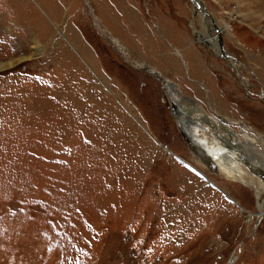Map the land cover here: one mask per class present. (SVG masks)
<instances>
[{"label":"rangeland","instance_id":"374dc122","mask_svg":"<svg viewBox=\"0 0 264 264\" xmlns=\"http://www.w3.org/2000/svg\"><path fill=\"white\" fill-rule=\"evenodd\" d=\"M202 2L251 92L190 0H0V264H264V0Z\"/></svg>","mask_w":264,"mask_h":264},{"label":"bare ground","instance_id":"6f19581e","mask_svg":"<svg viewBox=\"0 0 264 264\" xmlns=\"http://www.w3.org/2000/svg\"><path fill=\"white\" fill-rule=\"evenodd\" d=\"M202 7H203V2L201 3ZM197 15V16H196ZM195 16L197 18H200L202 20H205L203 19V16L201 14V12H197L194 16H193V19L192 21H194V18ZM191 21V22H192ZM204 23V22H203ZM207 22H205L206 24ZM210 26L211 28L213 29V31H215L218 35V44L219 45H222L223 44V41H222V34H221V31L217 28L216 26V22L215 20L213 19V22L211 21L210 23ZM205 29H208L206 28L205 26ZM218 31L220 33H218ZM215 42H213L214 45H217V40H215ZM202 44H204L202 41H201ZM37 44V43H36ZM206 45V44H204ZM208 46V45H206ZM209 47V46H208ZM37 49H39L37 46H36ZM225 48V47H224ZM217 53V52H216ZM218 54V53H217ZM219 55V54H218ZM220 56V55H219ZM221 57V56H220ZM222 59H224L222 57ZM225 60V59H224ZM228 64L229 62L227 60H225ZM242 66V65H241ZM240 67V66H239ZM238 67V70H240L241 68ZM241 72V70H240ZM248 79V78H247ZM168 82V81H166ZM168 87H171L170 85H167ZM250 83H249V79H248V88H247V93H249L250 89ZM251 92V91H250ZM260 95L261 92H258ZM249 95V94H248ZM250 96V95H249ZM181 106H183V103L180 104ZM181 106H179V111L182 112L183 114H178L179 112H177V116H181L180 119H182L181 121L183 122V119L184 120V125H186L185 129H186V133L188 134V137L191 136V139H192V143L195 147V149H198V151L200 152V154H202L201 156H204V159L205 160H208V163H212L214 164V166L218 167L219 170L221 172H224L227 176L231 177L232 179L238 181V182H242V183H245V184H248V179H245V175H246V171L244 170V167H242V165L239 163V161L236 160V157H238V152L239 151L240 153L242 152V149L240 148V146L238 144L237 147H233L234 145L231 143L232 141H230L229 143L231 144H227L229 141V139H227V137L225 138H222L219 134L217 133H213L211 136H213L212 138H210L207 134V132L209 130H207L202 124H200L199 122L197 123L196 121H203V117H200V118H189L191 117V114L190 115V111H187L185 112L187 109H182ZM184 116V117H182ZM202 123V122H201ZM216 125V124H215ZM185 131V130H183ZM184 133V132H183ZM227 134V133H226ZM232 135H234V137L237 139V135L234 134V133H230ZM218 136V137H217ZM211 140H210V139ZM244 138L246 139V142H249V144L253 143L254 142V138H251L249 135L247 136H244ZM220 142V143H219ZM247 145V144H246ZM235 148L237 151H233L232 149ZM247 147V146H246ZM248 149V147H247ZM250 150V149H248ZM247 150V151H248ZM197 151V150H196ZM232 151L233 152H236L235 155H232ZM247 151L245 150L244 154L246 156V158L249 159V161H251L254 165L257 166V163L256 162H260L261 164H264V162L257 158L256 156H253L252 154V157L248 156L247 155ZM250 153H251V150H250ZM236 156V157H235ZM240 157V156H239ZM241 158V157H240ZM244 161L241 160V163L246 166L245 163H243ZM259 166V165H258ZM260 167V166H259ZM263 167V166H261ZM251 169V168H250ZM223 173V174H224ZM251 185V184H250ZM260 194V193H259ZM259 208L262 209V205L260 204L259 205Z\"/></svg>","mask_w":264,"mask_h":264},{"label":"water","instance_id":"95a60500","mask_svg":"<svg viewBox=\"0 0 264 264\" xmlns=\"http://www.w3.org/2000/svg\"><path fill=\"white\" fill-rule=\"evenodd\" d=\"M193 6V12L191 13V18L189 19V25L192 27V35L196 38L198 37L204 44L209 45L215 52H217L221 57H223L225 60H227L230 64L231 69L234 71L235 75L240 79L242 86L244 88V91L247 92L248 88V79L246 78V75L242 74L239 70V66H244V63L239 60L233 53L230 51H227L224 48V44L222 45H214L212 42L208 41L201 33L198 31V29L194 28L192 24L190 23L192 21V16H194L197 12H201L203 19L207 22L208 26H210L211 21L213 22V17L210 14V11L206 6L201 5L202 0H190ZM211 28V27H210ZM218 33H220L218 31ZM245 82V83H244ZM258 98H264V86H261V94L257 96ZM241 159L244 161L243 163L246 164V167L251 168V170L259 171V173L262 174V170L260 167L254 165L251 161H249L248 158L245 157V155H240Z\"/></svg>","mask_w":264,"mask_h":264},{"label":"flooded vegetation","instance_id":"af4514ba","mask_svg":"<svg viewBox=\"0 0 264 264\" xmlns=\"http://www.w3.org/2000/svg\"><path fill=\"white\" fill-rule=\"evenodd\" d=\"M172 104V108H173V110H176L177 109V106H176V104L173 102V101H170ZM179 120V119H178ZM183 133V132H182ZM183 135V134H182ZM190 147H195L193 144L190 146ZM196 151V150H195Z\"/></svg>","mask_w":264,"mask_h":264},{"label":"crops","instance_id":"0c3cea01","mask_svg":"<svg viewBox=\"0 0 264 264\" xmlns=\"http://www.w3.org/2000/svg\"><path fill=\"white\" fill-rule=\"evenodd\" d=\"M182 48H183V47H182ZM190 59H191V58H190ZM192 59H193V58H192ZM192 59H191V60H192ZM201 63H202L201 61H199V60L197 61V64H198L199 66L201 65ZM191 79H192V78H191ZM181 89H182V88H181ZM221 117H224V116H221Z\"/></svg>","mask_w":264,"mask_h":264}]
</instances>
